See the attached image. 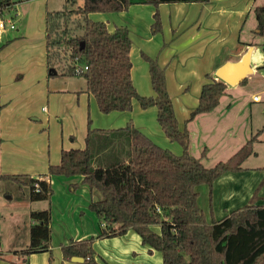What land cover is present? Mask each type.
I'll return each instance as SVG.
<instances>
[{"label": "crops", "instance_id": "1", "mask_svg": "<svg viewBox=\"0 0 264 264\" xmlns=\"http://www.w3.org/2000/svg\"><path fill=\"white\" fill-rule=\"evenodd\" d=\"M53 1L14 0L15 5L2 14L5 19H13L16 27L0 37V175L40 177L51 187L57 175L49 174V165L61 162L62 150L86 146L90 109L96 113L100 110L94 96L87 92L84 79L78 83L72 81L74 76L49 75L46 12L64 7L63 0ZM133 1L126 11L90 15L106 22L111 32H115L117 26L129 28L134 63L132 81L142 95H154L150 89L153 87L150 65L147 70L143 53L156 59L165 69L167 89L179 126L188 129L191 135L192 154L200 157L206 147L208 153L202 162L209 167L228 159L264 127V97L257 93L260 97L255 101L257 94L252 92V86L258 83L264 86V55L255 42V35L262 36L255 7L264 6V0L160 4L157 9L163 30L157 34L151 28L156 7ZM252 46L253 72L246 77L247 81L235 86L226 83V92L215 109L189 119L190 112L199 104L204 84L212 79L222 80L216 75L218 69L226 62H238ZM133 57H137L136 63ZM138 67L144 71L136 78ZM145 79L150 81L149 87ZM133 110L136 127L163 148L177 155L183 153L182 146L169 140L159 126L157 106L143 110L138 102L131 111L121 113H132ZM136 115L144 116V120L138 122ZM253 149L254 153L242 164L244 169L227 171L214 181L212 210L216 220L252 203L257 190L256 204H264V130ZM78 178L81 183L82 177ZM71 184L73 189L78 186L76 182ZM88 196L89 200L76 202L74 210L82 226L70 231L71 234L66 233L65 241L62 237V241L53 244L51 238L52 261L50 251L34 252L25 259L21 255L30 244L29 228L28 239L20 246L11 243L12 246L6 249L3 244L11 242L15 236H0V264H81L72 258H64L61 246L71 239L91 237L95 238L94 257L99 264H163L162 254L157 250L150 254L149 247L133 230L120 236L98 238L105 223L99 222L89 203L101 199V193L89 188ZM52 197L48 199V206L36 203L40 201H30L27 194L20 199L30 203L26 207L31 214L32 211L52 209ZM201 208L210 220L211 206L209 210ZM7 215L13 214L1 211L0 226Z\"/></svg>", "mask_w": 264, "mask_h": 264}, {"label": "trees", "instance_id": "2", "mask_svg": "<svg viewBox=\"0 0 264 264\" xmlns=\"http://www.w3.org/2000/svg\"><path fill=\"white\" fill-rule=\"evenodd\" d=\"M57 11H47L46 48L47 66L59 75L83 77L87 92L97 101L104 113L126 112L133 109L137 100L141 109L157 106L158 123L168 139L178 142L183 149L177 155L163 148L135 125L127 124L117 129L93 127L88 120L86 146L82 149L62 150L59 164H50V175L81 176L82 183L91 191L102 193V198L92 200L90 209L96 213L102 227L98 238L114 237L135 231L149 247L163 256V264H264V204L252 203L234 210L224 218L213 217L212 192L214 181L227 171H241L243 162L254 153L253 145L264 127L226 160L205 166L202 160L208 150L196 157L190 150L191 135L181 129L175 113L173 99L167 89L165 69L143 53L150 65V78L155 90L151 96L142 95L132 81L134 63L131 60L132 40L129 28L117 26L115 32L104 21H93L90 14L114 13L129 9L133 0H66ZM202 2L206 0H139L156 7L153 33L163 30L160 4L176 2ZM14 0H0V15L12 8ZM255 14L259 34L264 36V6H256ZM76 18V19H74ZM70 22L75 25L70 27ZM82 42L84 46L81 47ZM53 48L55 50H53ZM64 50L61 52V50ZM64 53L68 65L59 68ZM49 75H56L49 72ZM244 80L242 83H245ZM223 80L206 82L200 93L198 106L190 112L189 119L215 109L225 94ZM126 135V157L109 165L93 167L94 144L103 138ZM14 181L29 189L31 201L49 199L51 184L43 178L26 174L0 175V181ZM38 185V187L36 186ZM209 186L211 219L198 203V187ZM51 209L32 211L30 244L21 252L24 259L34 252L51 251ZM160 230H155V226ZM95 238L73 240L61 246L64 258H84L88 264H99L94 257Z\"/></svg>", "mask_w": 264, "mask_h": 264}, {"label": "rangeland", "instance_id": "3", "mask_svg": "<svg viewBox=\"0 0 264 264\" xmlns=\"http://www.w3.org/2000/svg\"><path fill=\"white\" fill-rule=\"evenodd\" d=\"M57 2V0H54ZM53 1V2H54ZM64 6L67 4L66 0H63ZM80 4H82V0L79 1ZM67 6H69L67 4ZM63 8V5L62 7ZM98 13V12H97ZM76 19V18H74ZM90 19L93 21H97L96 15H90ZM97 19V20H96ZM75 25L74 22H70V27H73ZM255 42L258 43L257 48L259 49V52L264 55V36H257L255 35ZM53 50H55L53 48ZM64 50L62 49L61 52ZM63 58L60 63H58L59 68L66 67L68 65L67 56L62 53ZM134 62H137V57H133ZM139 58V57H138ZM140 60V59H139ZM133 61V60H132ZM138 64V63H137ZM145 67L148 70L149 64L145 63ZM137 68L135 76L137 78L138 74L140 76L143 74L144 69ZM140 72H137L139 71ZM142 71V72H141ZM254 76H252L253 78ZM141 78V77H140ZM250 78V79H252ZM72 81L78 82L83 80V77H75V79L71 78ZM254 79V78H253ZM147 87L150 85V81L148 79H145ZM78 82V83H80ZM258 83L256 86H252V92H255L254 94H261L264 97V86L259 85ZM152 86V85H151ZM150 86V87H151ZM150 89H153V94H155L154 87H151ZM257 94V95H258ZM135 103H138L137 100L134 101L133 106ZM136 110V108H134ZM133 110L131 112L127 113H121L120 111H114L110 113H104L101 110H99L97 113L94 110L90 109V117L93 119V127L96 128H104V129H113L117 127H123L127 124H133L134 125V114ZM95 113V114H94ZM136 120L138 122H142L144 120V116L136 115ZM159 124V123H158ZM160 126V125H159ZM126 135H120L119 136H112L111 140H106L103 138L100 142L97 140V143L94 144V156H93V167H98L100 165H109L114 162V160L125 158L126 153L124 152L125 143H126ZM175 143V142H174ZM127 145V143H126ZM74 178L71 180H68L69 177L65 176H56L54 178V184L52 185V189H54L52 201H51V227H52V241L53 244H57L60 241H65V237H67L66 233L71 234L70 231H75L76 227L82 226L80 223V218L74 213V210L76 209V202L83 203L86 199L89 200L88 196V186L80 183L79 176H73ZM67 180L64 182V180ZM72 182H76L78 184L76 189L71 188ZM85 185V186H84ZM208 185H202L198 187V191L200 193V197L198 199L200 205L204 209H208L210 207L209 197H208ZM87 190V192H85ZM29 193V189H27L24 185H18L14 181H0V213L1 211H9L13 215H7L4 223L1 228L0 236H12L14 237V240H10L11 242L4 243L3 246L7 249L10 248L9 246H12L11 243L16 245H23L26 243L28 239V229L31 227L32 220L30 218V214H28L27 209V203L20 198ZM102 198V193H101ZM40 202L36 203H44L48 206V200H39ZM209 210V209H208ZM207 212V211H206ZM87 219V218H86ZM85 220V217L84 219ZM85 222V221H84ZM100 222V221H99ZM157 231L160 228V226H155ZM154 228V229H155ZM72 238V237H71ZM67 240V238H66ZM53 257L54 254L52 253ZM53 259V258H52Z\"/></svg>", "mask_w": 264, "mask_h": 264}, {"label": "water", "instance_id": "4", "mask_svg": "<svg viewBox=\"0 0 264 264\" xmlns=\"http://www.w3.org/2000/svg\"><path fill=\"white\" fill-rule=\"evenodd\" d=\"M84 46L82 42L81 47ZM253 52V46L248 49V51L241 57L238 62H226L217 71L216 75L219 79H222L226 83L235 86L239 85L246 77L253 72L251 56ZM49 72H54L57 74L58 71L55 68H50ZM75 261L81 264H88L84 258L72 257Z\"/></svg>", "mask_w": 264, "mask_h": 264}, {"label": "built area", "instance_id": "5", "mask_svg": "<svg viewBox=\"0 0 264 264\" xmlns=\"http://www.w3.org/2000/svg\"><path fill=\"white\" fill-rule=\"evenodd\" d=\"M16 27L15 22L13 19L9 18V19H5L3 17V14L0 15V37L2 36V34L4 32H6L9 29H14ZM260 96H255L254 100L257 101L259 99ZM36 186L38 187V185L36 184ZM106 225V224H105Z\"/></svg>", "mask_w": 264, "mask_h": 264}]
</instances>
